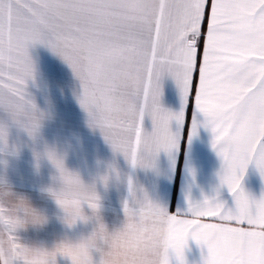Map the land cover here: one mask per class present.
I'll return each instance as SVG.
<instances>
[{
	"label": "snow or ice",
	"instance_id": "snow-or-ice-1",
	"mask_svg": "<svg viewBox=\"0 0 264 264\" xmlns=\"http://www.w3.org/2000/svg\"><path fill=\"white\" fill-rule=\"evenodd\" d=\"M37 42L71 61L86 59V70L103 84L98 122L133 166L145 150L146 112L157 125V152L178 146V135L158 129L187 118L186 111L160 106V79L172 75L214 134L212 146L224 162L220 183L234 195L236 212L207 199L189 203L190 216L163 209V264L169 250L183 264L189 237L207 246L205 264H264V197L252 199L242 188L251 162L264 176V0H0V76L5 58L22 62ZM8 81L0 85V107L14 115L23 81L11 71Z\"/></svg>",
	"mask_w": 264,
	"mask_h": 264
},
{
	"label": "crops",
	"instance_id": "crops-1",
	"mask_svg": "<svg viewBox=\"0 0 264 264\" xmlns=\"http://www.w3.org/2000/svg\"><path fill=\"white\" fill-rule=\"evenodd\" d=\"M202 47L203 40L199 42L201 58ZM71 77L74 78L69 74V84ZM74 79L79 86V79ZM159 83L160 106L172 113L186 111L187 118L183 124H178L175 120L170 121L168 129L173 135L179 136L178 146L171 152L160 148L150 167L133 166L122 153L114 151L100 128L90 124L89 114L78 103L77 91L81 95L82 86L80 85L78 90L74 88L71 92L74 99L69 100L70 118L67 123H62L67 131H61L62 135L69 137L62 154L66 167L79 172L86 182L105 171L109 164H114L120 173L119 179L113 177L110 180L107 189L97 185L102 198L99 215L109 231L123 227L126 219L124 207L126 203L129 206L133 203V187L137 198L146 196L151 203L166 209L170 214L190 216L187 211L189 203L201 205L206 199L212 203H221L225 213L236 212L234 195L227 186L220 183L224 162L212 146L214 134L211 128L206 126V117L191 101H185L172 75L163 74ZM102 87L101 83L100 91ZM42 95L44 99L43 90ZM43 101L38 102V108L42 107L41 110H44ZM75 104L77 105L73 107ZM0 114V125L7 129L6 142L0 141V178L7 182L16 196L24 197L38 213L46 217V222L42 225L29 223L18 228L14 233L15 241L20 245L51 250L64 240L74 241L90 234L96 227L95 219L87 223L78 221L69 227L63 222L64 214L59 206L51 196L42 191L53 183L52 178L56 174V169L46 159L41 161L38 172L35 168L33 152L42 151L45 147L44 119L33 139L12 115H4L2 111ZM115 118L119 119L118 116ZM194 122L195 134L192 133ZM142 128L149 134L157 128L153 117L147 112L142 119ZM242 188L252 199L259 200L264 197V176L254 161L246 169ZM14 202L15 197H12L6 206L11 207ZM85 212L91 215L87 206ZM93 257L98 261L100 254L94 252ZM207 257V246L189 237L183 250V264H205ZM168 259L169 264H181L172 250L168 252ZM56 261L57 264H71L67 257L60 255H57ZM0 264L3 262L0 261ZM14 264L23 262L15 261Z\"/></svg>",
	"mask_w": 264,
	"mask_h": 264
},
{
	"label": "clouds",
	"instance_id": "clouds-1",
	"mask_svg": "<svg viewBox=\"0 0 264 264\" xmlns=\"http://www.w3.org/2000/svg\"><path fill=\"white\" fill-rule=\"evenodd\" d=\"M37 43L46 44L71 66L82 86V94L78 96V100L89 114L90 124L99 127L114 151L122 153L128 159L122 148L106 138L98 122V112L104 103V97L95 75L86 70V59L71 61L54 51L46 42ZM31 45L34 44L27 47V56L22 62L10 64L5 58L2 66L4 71H14L23 81V102L12 109L14 112L12 118L20 124L29 137L35 139L48 113L38 108L34 99L29 98L26 91L28 82L36 80V68L28 53ZM158 129L160 135L170 132L163 122L158 124ZM145 134V150L138 157L137 163L140 167H145L143 165L149 158H152L154 162L158 147V139L147 132ZM6 137L7 129L0 125V141L6 142ZM33 155L37 172L41 161L45 159L56 169V174L52 178L53 183L44 187L42 191L51 196L59 206L64 214L63 222L72 227L78 221L87 223L95 219L96 227L87 236H81L74 241L64 240L51 250L18 244L14 238L18 228L29 223L42 225L46 222V217L38 213L24 197L16 196L7 182L0 178V261L3 264H14L15 261H22L23 264H57V255L67 257L71 264H163L168 223V215L163 208L151 203L148 199L145 200V197L137 198L133 187V203L129 206V212L125 213L126 219L122 228L109 231L100 218L102 198L97 185L107 189L113 177L119 179L120 173L114 164L107 165L105 171L86 182L79 172L66 167L64 156L54 147L46 145L42 151L34 150ZM12 197H15V202L11 207H7L6 204ZM85 206L90 209L91 215L85 212ZM94 252L100 254L98 261L94 260Z\"/></svg>",
	"mask_w": 264,
	"mask_h": 264
},
{
	"label": "rangeland",
	"instance_id": "rangeland-1",
	"mask_svg": "<svg viewBox=\"0 0 264 264\" xmlns=\"http://www.w3.org/2000/svg\"><path fill=\"white\" fill-rule=\"evenodd\" d=\"M28 53L36 68V80L35 82H28L26 91L29 98L34 99L37 106L40 107L38 102L44 100V111L48 113L44 118L45 131L43 140L45 141V146L54 147L58 153L64 154V144L67 143L69 137L61 134V131L64 133L67 131V128H64L62 123L69 121L70 113H68V107H71L69 100L74 99L71 92L74 88L78 90L81 83L79 86L76 85L74 82V80L76 81L74 79L76 76L71 66L46 44L36 43L31 45L28 48ZM11 72L15 75L14 71ZM69 74L74 76V78L71 77L72 80L70 78V84ZM8 75L9 71H4L2 76H0V85L9 84ZM77 82L79 81L77 80ZM12 86L17 87V85ZM42 90L44 91V99ZM77 94L80 95V92L77 91ZM1 111L4 115H11L3 107H0ZM21 188L23 187L21 186Z\"/></svg>",
	"mask_w": 264,
	"mask_h": 264
}]
</instances>
